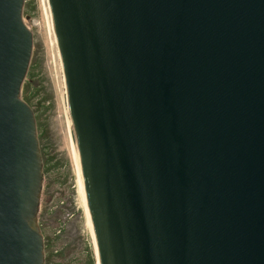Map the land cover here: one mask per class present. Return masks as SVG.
I'll use <instances>...</instances> for the list:
<instances>
[{"label":"water","instance_id":"water-1","mask_svg":"<svg viewBox=\"0 0 264 264\" xmlns=\"http://www.w3.org/2000/svg\"><path fill=\"white\" fill-rule=\"evenodd\" d=\"M47 5L98 264H264V0ZM22 6L0 0V264H43Z\"/></svg>","mask_w":264,"mask_h":264},{"label":"rangeland","instance_id":"rangeland-1","mask_svg":"<svg viewBox=\"0 0 264 264\" xmlns=\"http://www.w3.org/2000/svg\"><path fill=\"white\" fill-rule=\"evenodd\" d=\"M22 19L32 47L20 98L34 116L42 170L38 229L55 252L49 264H96L44 0H23Z\"/></svg>","mask_w":264,"mask_h":264},{"label":"bare ground","instance_id":"bare-ground-1","mask_svg":"<svg viewBox=\"0 0 264 264\" xmlns=\"http://www.w3.org/2000/svg\"><path fill=\"white\" fill-rule=\"evenodd\" d=\"M44 6H45L46 19H47V22H48V25H49L48 29L50 28L51 41H52V46H53L51 20H50V15H49V10H48L47 0H44ZM52 49H53V53H54V47ZM53 56H54L56 68H57V71H58L57 72L58 73L57 75H58V81L60 83L59 86H60L61 96L63 97V92H62L61 82H60V76H59V69H58V64H57V61H56L55 53H54ZM62 99H63V104H64V107H65L66 115H67V119H68L69 132H70V136H71V143H72V147H73L74 158L76 160V167H77L78 176H79V183H80V186L82 187L81 190H82L83 197H84V202H85V207H86V213H87L88 220H89L88 222H90L89 225L91 226V229H92V225H91V221H90V217H89V213H88L87 206H86V201H85L84 185H83V181H82V177H81V173H80L79 161H78V156H77V151H76V145H75L74 137H73V133H72L71 122H70V119H69V116H68L67 107H66V103H65L64 97ZM90 231H92L91 233L93 235V230H90ZM93 246H94V252H96V248H95V244H94V235H93ZM96 264H98L97 254H96Z\"/></svg>","mask_w":264,"mask_h":264},{"label":"flooded vegetation","instance_id":"flooded-vegetation-1","mask_svg":"<svg viewBox=\"0 0 264 264\" xmlns=\"http://www.w3.org/2000/svg\"><path fill=\"white\" fill-rule=\"evenodd\" d=\"M39 208H40V207H39ZM39 208H38V213H37V216H36V225H37V218H38V214H39ZM37 227H38V225H37ZM38 232H39V234L41 235V237H42V242H43V264H46V260H45V258H46V256H47V254H46V251H47V244L44 242V237H43L42 232L39 231V229H38Z\"/></svg>","mask_w":264,"mask_h":264},{"label":"trees","instance_id":"trees-1","mask_svg":"<svg viewBox=\"0 0 264 264\" xmlns=\"http://www.w3.org/2000/svg\"><path fill=\"white\" fill-rule=\"evenodd\" d=\"M26 80V79H25ZM24 80V83H23V85L22 86H24V84H27L26 82L27 81H25ZM50 248H51V246H49V249L47 250L48 251V254L50 255V256H46V258H45V260H46V264H49L50 263V261H51V255L53 254H55V252L53 253V251H49L50 250Z\"/></svg>","mask_w":264,"mask_h":264}]
</instances>
